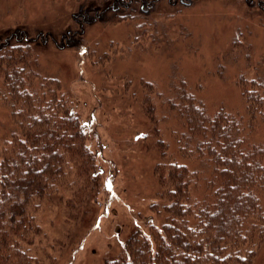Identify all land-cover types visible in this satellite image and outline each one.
<instances>
[{"label": "trees", "instance_id": "obj_1", "mask_svg": "<svg viewBox=\"0 0 264 264\" xmlns=\"http://www.w3.org/2000/svg\"><path fill=\"white\" fill-rule=\"evenodd\" d=\"M3 1L0 106L8 125L0 134V264H55L50 251L42 248L40 255L32 250L41 233L35 215L43 206L62 207L68 226L57 248L62 253L71 243L80 244L103 184L99 154L88 143L89 128L70 95L41 73L36 37H28L23 29L10 31L11 25L4 24ZM166 2L168 8L176 5ZM98 3L102 6L101 0ZM168 8L162 9L159 0H112L85 8L71 15L73 34H60L56 44L93 56L85 40L88 26L130 21L144 31L143 21L155 15L166 18ZM258 14L263 22L264 6ZM135 34L130 42L138 44L140 33ZM51 37L37 36L42 43ZM238 42L233 40L230 50H236ZM246 70L248 76L240 74L237 82L248 126L223 107L209 114L183 80L179 85L172 82L169 96L149 81H138L133 99L150 130L160 132V121L169 119L176 128L168 133V141L159 136L155 142L162 159L151 168L156 187L146 227L133 225L118 250L101 264L253 263L264 241V138L250 140L245 129L250 132L257 118L264 121V62L252 64V72ZM145 90H151L150 95ZM152 92L160 98V108Z\"/></svg>", "mask_w": 264, "mask_h": 264}, {"label": "rangeland", "instance_id": "obj_2", "mask_svg": "<svg viewBox=\"0 0 264 264\" xmlns=\"http://www.w3.org/2000/svg\"><path fill=\"white\" fill-rule=\"evenodd\" d=\"M98 1L4 0L1 5L10 31L23 29L28 37H36L41 73L53 77L60 90L70 95L75 112L89 128V145L98 149L103 184L92 221L83 225L81 243L59 252L56 242L68 226L62 207L43 206L35 215L41 233L32 250L40 255L42 248L50 251L55 264H101L118 250L133 225L146 227L156 187L151 168L162 159L155 142L159 136L168 141L176 126L169 119L160 121V132L150 130L139 102L133 99L138 81H149L169 96L174 92L172 82L179 85L183 80L202 98L209 114L223 107L248 126L237 79L240 74L248 76L246 67L252 72V64L264 62V21L258 16L264 0H171L176 5L169 8L167 0H159L162 9L168 8L167 17L155 15L143 21L146 32L130 21L91 25L85 40L93 47V56L58 47L60 34H73L72 14L112 3L101 0L100 6ZM187 3L191 4L183 5ZM138 32L139 43L130 42ZM38 33L54 39L42 43ZM75 39L80 40L78 35ZM233 40L239 41L236 50L229 47ZM126 47L131 49L129 54ZM145 91L150 95L151 90ZM152 96L160 108V98L154 92ZM257 120L250 132L245 129L248 139L256 142L264 138V121ZM6 121L0 106V134ZM252 264H264V241Z\"/></svg>", "mask_w": 264, "mask_h": 264}]
</instances>
